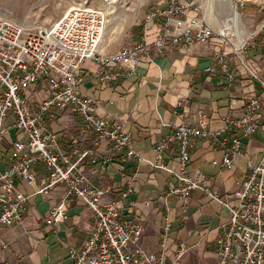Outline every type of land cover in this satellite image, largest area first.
Returning a JSON list of instances; mask_svg holds the SVG:
<instances>
[{
  "label": "built area",
  "instance_id": "1",
  "mask_svg": "<svg viewBox=\"0 0 264 264\" xmlns=\"http://www.w3.org/2000/svg\"><path fill=\"white\" fill-rule=\"evenodd\" d=\"M232 8L236 11V6ZM199 6L192 2L169 0L168 6L152 9L145 19L158 23L159 34L151 43L146 41V28L129 44L121 43L112 51H103L100 43L106 27V12L97 4L82 1L68 7L51 25L41 31L31 32L22 25L0 15V135L7 114L13 117L10 127L18 131L11 143L10 163L0 168V228L18 226L22 222L27 196L16 188L15 180L34 183L33 166L43 164L46 182L36 185L34 194L47 195L58 183L65 186V196L44 216L46 226H55L65 217L64 201L73 195L93 213L94 221L78 248L68 250L71 264H166L164 243L156 252H146L139 244L143 230L141 221L133 217L121 218L116 202L101 203L108 191L90 184L79 167L92 153L90 148L59 147L55 133L46 121L57 119L62 111L79 118L83 131L93 132L91 146L105 141L109 150L124 152L126 158L137 163L145 162L151 168L161 169L172 176L177 185H168L163 197L186 198L196 189L226 208L228 215L219 226L214 245L215 264H264V143L255 162H246L247 175L233 192L234 205L226 196H216L208 190L207 177L197 169L186 171L189 150L194 137H209L212 150L221 152L220 165L229 168L233 157L241 151L242 136H251L259 126L258 118L264 111V78L250 67L248 53L256 46L264 49V17L256 34L257 44L250 35L240 42H232L228 34L213 31ZM166 40L184 45H208L212 40L228 46L212 47L215 62L205 71L217 66L224 76V88H232L233 76L229 61L234 58L256 82L258 91L245 99L237 117L224 115L222 125L209 131L200 119L195 126L180 124L161 138L152 148L151 160H144L133 149L130 135L122 132L108 116L93 115L94 101L77 89L82 80V66L86 61L97 65L93 76L98 82L116 81L134 74L152 45L160 53ZM45 83L46 96L33 101L31 87ZM264 113V112H263ZM181 118L182 113L174 111ZM174 145L177 168L171 169L161 160L168 147ZM105 161H102L104 164ZM213 164L215 162H212ZM127 192H130L128 189ZM183 252L179 244L175 257ZM0 264H4L0 261Z\"/></svg>",
  "mask_w": 264,
  "mask_h": 264
},
{
  "label": "crops",
  "instance_id": "2",
  "mask_svg": "<svg viewBox=\"0 0 264 264\" xmlns=\"http://www.w3.org/2000/svg\"><path fill=\"white\" fill-rule=\"evenodd\" d=\"M160 21L146 23L147 43L159 34ZM221 46L218 40L205 46L166 40L157 53L150 45L148 55L134 74L110 82L96 81L93 73L97 65L86 61L77 89L94 101V116H108L122 132L130 135L139 156L151 160L154 145L176 126H195L202 119L209 131L216 130L222 125L224 115L237 117L246 97L258 91L256 82L234 58L229 61L233 76L230 90L224 88V76L217 66L212 72L205 71L216 59L212 47ZM251 55H247L251 69L264 78V50H259L254 57ZM31 91L33 101H40L47 94L45 83L32 86ZM174 111L183 116L178 118ZM263 112L258 118V130L251 136L240 137L241 151L233 157L229 168L220 165L221 152L210 148L209 137L191 139L193 146L186 171L192 173L197 169L206 176L208 190L216 196H226L229 205H234L233 192L248 173L245 163L255 162L262 150ZM12 123L13 117L7 114L1 126L7 129L0 135V168L10 163L11 143L19 137L18 131L10 127ZM46 123L61 149L69 146L91 149L92 153L79 170L90 184L107 188L100 200L102 204L116 202L121 218L136 217L141 221L143 230L138 244L146 252H156L163 241L166 264H215L214 242L220 224L227 218L226 208L201 189L192 191L186 198H164L167 186L177 185L172 176L145 162L126 158L123 151H110L105 141L91 146L95 135L83 131L79 118L72 114L62 111L57 119ZM161 160L166 167L177 168L174 145L168 147ZM32 170L34 183L15 180L16 188L27 200L21 224L0 228V261L71 264L68 250L79 247L93 224L94 215L79 198L70 195L64 201L65 217L55 226H46L44 216L65 196L66 190L63 183H58L47 195L34 194L36 185H43L46 177L41 162L35 163ZM179 244L183 245V252L176 258L174 252Z\"/></svg>",
  "mask_w": 264,
  "mask_h": 264
},
{
  "label": "rangeland",
  "instance_id": "3",
  "mask_svg": "<svg viewBox=\"0 0 264 264\" xmlns=\"http://www.w3.org/2000/svg\"><path fill=\"white\" fill-rule=\"evenodd\" d=\"M86 0H0V15L19 23L31 32H37L51 25L68 7L74 3ZM192 2L199 6L197 17L203 15L213 31L227 29L242 31L243 36L250 35L252 42L257 44L260 34L256 30L264 17V0H179ZM169 0H117L114 8L107 12L106 0H87V3L97 4L107 14V24L104 30L100 48L103 51L114 50L119 44H129L141 34V24L146 28L145 16L152 9L163 10ZM236 6V11L233 6ZM234 20L236 25L234 27ZM226 31V33H228ZM228 36L233 39L231 34ZM226 51L228 46L221 44ZM256 46L248 54L255 56L263 47ZM261 76V75H259Z\"/></svg>",
  "mask_w": 264,
  "mask_h": 264
},
{
  "label": "bare ground",
  "instance_id": "4",
  "mask_svg": "<svg viewBox=\"0 0 264 264\" xmlns=\"http://www.w3.org/2000/svg\"><path fill=\"white\" fill-rule=\"evenodd\" d=\"M117 0H106V9H107V12H109V11H111L113 8H114V6H115V2H116ZM228 1H230V0H228ZM110 13V12H109ZM106 24H107V14H106ZM235 25H236V21L234 20V27H235ZM24 27V26H23ZM24 28H26V27H24ZM42 29H40L39 31H41ZM226 31H228L227 29H221L219 32H221V33H225ZM226 34H231V36L233 37V39H231L230 37H229V39L232 41V42H236V43H238V42H240V40H241V38H242V36L244 35L243 34V32L242 31H237L236 30V27L234 28V31H232V32H230V31H228V33H226ZM79 88V87H78ZM204 121V120H203ZM88 157V156H87ZM20 184V183H19Z\"/></svg>",
  "mask_w": 264,
  "mask_h": 264
},
{
  "label": "trees",
  "instance_id": "5",
  "mask_svg": "<svg viewBox=\"0 0 264 264\" xmlns=\"http://www.w3.org/2000/svg\"><path fill=\"white\" fill-rule=\"evenodd\" d=\"M142 27H143V24H141V31H142ZM140 35H141V34H140ZM140 35H139V36H140Z\"/></svg>",
  "mask_w": 264,
  "mask_h": 264
}]
</instances>
